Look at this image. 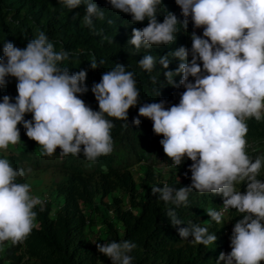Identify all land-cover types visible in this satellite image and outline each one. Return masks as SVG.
<instances>
[{"label":"clouds","instance_id":"clouds-1","mask_svg":"<svg viewBox=\"0 0 264 264\" xmlns=\"http://www.w3.org/2000/svg\"><path fill=\"white\" fill-rule=\"evenodd\" d=\"M174 2L183 19L167 12L160 22L163 0H106L113 10L129 15L131 24L147 21L146 26L133 28L126 42L137 52L175 43L177 33L187 30L189 21L193 29H203L202 35L190 34V48L180 46L158 61L163 69L169 67V55L180 61L174 71L163 73L168 86L184 88L179 103L167 108L165 100L144 103L131 121L136 126L141 124L140 117L152 121L153 133L163 136L159 143L172 166L191 161L188 186L176 188L165 182L162 187L153 185L151 193L165 204L169 223L177 228L181 240L204 246L213 244L216 235L194 223L179 227L184 222L175 208L187 206L193 190L220 195L222 206L207 209V216L221 224L234 209L242 218L232 228L231 251L221 252L216 264H260L264 261V180L258 177L264 169V156L248 154L246 135L249 119L264 120V0ZM58 3L69 11L83 4V16L76 13L73 20L79 18L95 35L101 34L94 21L105 20V10L94 0ZM2 52L0 88L7 86L8 78H15L17 95L0 97V150L6 152L21 141L18 125H22L44 156H52L59 148L61 157L82 154L94 163L112 153L114 124L109 118L127 122L128 110L139 103L134 72L120 63L103 72L90 88L98 104L94 111L80 98L89 91L87 70L70 74L69 68L61 67L70 53L63 48L57 51L44 31L35 29L23 48L3 42ZM89 62L93 70L104 63L95 57ZM156 64L151 54L138 61L146 73ZM177 75L178 84L173 79ZM26 114L31 119L26 120ZM31 173V168L17 169L7 158H0V246L23 243L37 227L34 209L39 206L43 211L45 201L32 194L29 183L17 182ZM241 184L245 185L243 193ZM95 247L111 264H133L134 242L112 240L95 243Z\"/></svg>","mask_w":264,"mask_h":264},{"label":"trees","instance_id":"trees-1","mask_svg":"<svg viewBox=\"0 0 264 264\" xmlns=\"http://www.w3.org/2000/svg\"><path fill=\"white\" fill-rule=\"evenodd\" d=\"M94 2L105 10V20L94 21L95 30L100 35H95L79 18L73 20L76 13L83 16V4L69 11L58 0H0V56L3 55V42H12L23 48L33 38L34 30L39 28L54 42L57 51L63 48L70 53V58L61 67L69 68L70 74L87 70L85 83L89 91L80 98L94 111L98 110V104L90 91L91 85L98 83L103 72L110 71L116 63L134 72L140 93L137 106L128 110L127 122L109 118L114 124L111 129L113 151L94 163L87 161L82 154L61 157L59 148L52 156H44L41 146L29 139L23 126L18 125L21 141L17 145H10L4 158L14 168H31L32 173L57 170L60 177L52 183L51 189L61 201L52 207L44 200L43 211L39 206L34 209L38 213L37 227L23 243L3 245L0 264H99V261L111 264L87 238L92 219L84 214V209L91 204L104 206L106 218L100 227L103 242L129 240L136 244L131 253L133 264H216L219 254L226 253L230 247V239L224 220L217 224L207 216L206 210H217L223 198L220 195H201L193 190L187 206L175 208L177 217L184 222L179 227H187L189 223L205 226L217 239L208 246L192 245L181 240L177 228L169 223L165 204L152 195L151 187H162L165 182L176 188L188 186L191 161L185 159L175 168L159 143L163 136L153 133L152 121L140 117L139 126L131 123L144 103L165 100L166 108L179 103L184 88L168 86L163 73L174 71L180 61L169 55L168 69H163L158 61L161 56L170 54L180 46L191 47L192 23L189 21L187 30L181 29L177 33L175 43L137 52L126 42L132 29L146 26L147 21L131 24L129 15L113 10L106 0ZM160 11V22L167 12L174 13L179 20L183 19L174 0H163ZM109 40L112 42L109 43ZM146 54L153 55L157 60L151 73L144 72L138 65ZM92 57L97 61L103 60V65L95 70L90 69ZM173 79L178 84L180 76ZM8 81L7 86L0 88V97L9 95L14 98L17 95L16 80L8 78ZM25 119H31V114H26ZM247 125L249 131L246 139L257 137L252 142L258 145L264 143V120L257 122L252 118ZM138 163L144 164L145 170L141 177L134 179L130 168ZM165 168L167 172L163 175ZM29 176L26 174L17 182L25 183ZM118 190L125 194V207L121 204L122 199L113 194ZM108 197L109 201H105ZM220 264L224 262L220 261ZM260 264H264V261Z\"/></svg>","mask_w":264,"mask_h":264},{"label":"rangeland","instance_id":"rangeland-1","mask_svg":"<svg viewBox=\"0 0 264 264\" xmlns=\"http://www.w3.org/2000/svg\"><path fill=\"white\" fill-rule=\"evenodd\" d=\"M193 31H195L197 35H202L203 32L201 28L193 29ZM252 139H257V137ZM252 139L247 140L249 145L247 149L248 154L253 158H255L256 156H264V143L262 142V144L258 145L257 143L252 142ZM9 149L6 152L0 150V158H4L7 155ZM144 170L145 166L142 163L135 164L130 168L131 174L134 179H138L139 177H141ZM166 172L167 169H163V175H166ZM59 177L60 174L57 172V170H48L45 172L37 171L31 173L30 176L25 180V183H29L31 185V191L33 195H37L41 197V199L47 200L52 207H55L60 203L61 198L55 194V192L51 189V186L53 182L59 179ZM258 178L264 180V169L261 170V175ZM244 190L245 185L241 184L240 191L243 193ZM113 194L122 199L121 204L123 207H125V194L120 190L115 191ZM105 201H109V197L106 198ZM84 214L90 215L92 219V226L89 227L87 235L88 240L94 244L104 243L100 237V227L102 226V223L106 218V215L104 214V206L100 204H91L85 207ZM241 218L242 215H238L234 209L225 215L224 226L227 229V234L229 237L231 235V231L235 222ZM2 247L3 246H0V249ZM228 251H231L230 247L228 248Z\"/></svg>","mask_w":264,"mask_h":264},{"label":"built area","instance_id":"built-area-1","mask_svg":"<svg viewBox=\"0 0 264 264\" xmlns=\"http://www.w3.org/2000/svg\"><path fill=\"white\" fill-rule=\"evenodd\" d=\"M223 204V203H222ZM222 204H220V206L218 207V209L217 210H219L220 209V207L222 206ZM229 251L227 250L226 251V253H228Z\"/></svg>","mask_w":264,"mask_h":264}]
</instances>
